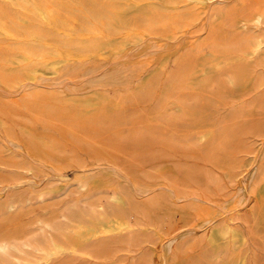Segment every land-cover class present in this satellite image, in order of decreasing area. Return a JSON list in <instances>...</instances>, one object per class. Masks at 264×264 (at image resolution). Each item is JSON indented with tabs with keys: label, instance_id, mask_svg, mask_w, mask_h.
<instances>
[{
	"label": "rangeland",
	"instance_id": "374dc122",
	"mask_svg": "<svg viewBox=\"0 0 264 264\" xmlns=\"http://www.w3.org/2000/svg\"><path fill=\"white\" fill-rule=\"evenodd\" d=\"M256 1L0 0V229L52 220L67 248L37 264H264V65L210 66L264 33L238 23ZM116 190L143 227L74 251L64 217ZM225 223L245 241L209 243Z\"/></svg>",
	"mask_w": 264,
	"mask_h": 264
},
{
	"label": "bare ground",
	"instance_id": "6f19581e",
	"mask_svg": "<svg viewBox=\"0 0 264 264\" xmlns=\"http://www.w3.org/2000/svg\"><path fill=\"white\" fill-rule=\"evenodd\" d=\"M42 15L45 18L48 17L43 11ZM263 22L264 0H257L253 9L248 14L238 19L240 27L245 29L250 25L259 28ZM213 52L214 51H212L213 58L210 60V66L213 69L218 70L224 67L228 68V70H226V80L230 86L235 87L237 84L248 86L251 83L250 78L252 74L247 70L246 65H264V33L259 34L256 38L248 41L242 48L223 52L218 56H215ZM30 76L28 78H30ZM33 78H31V80H33ZM262 84L263 81H261L260 85L262 86ZM213 132V125L205 126L199 132V137L201 140H206L212 136ZM248 166L250 167L249 163L245 164L244 168L247 169ZM21 169L25 170L27 173H33L34 168L32 165H27L22 166ZM18 182V180H15L13 184H17ZM87 186V182H81L79 184V187L83 189ZM258 189L259 184L253 183L248 187L247 191L250 196L252 195L255 197L258 203H261L263 199L259 197ZM25 200L26 197L21 194L17 198L9 199L6 202V206L11 210L17 204L23 203ZM125 200L126 196L116 190L109 194L107 204H98L99 208L94 210V216L85 215L87 220L84 218L78 219L65 216L64 218L68 221L69 226L67 227V231L63 232L62 235L67 244L74 251H77V247L82 246L91 240L108 238L129 232L136 227H143L140 221L132 220L131 216L123 211ZM229 207L230 206H228V208ZM35 222L42 231L43 237L41 238L26 236V232L19 228L6 230L0 229V264H37L40 261L48 262L53 256L66 250L67 247L60 243L54 235L49 233V231L56 230L52 220L44 217H37ZM210 228L211 229L206 237L211 244L218 243V245H224L223 242L226 239H229L232 244H241L245 241V236L231 223H225L222 226L214 225ZM14 252L26 255V257L19 258ZM85 254L90 256V253L88 252H85ZM175 264L181 263L176 262Z\"/></svg>",
	"mask_w": 264,
	"mask_h": 264
}]
</instances>
